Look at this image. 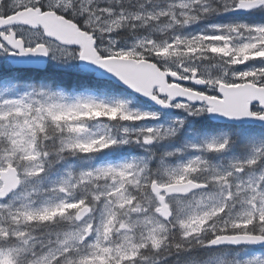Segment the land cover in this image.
<instances>
[{
	"label": "snow or ice",
	"instance_id": "snow-or-ice-1",
	"mask_svg": "<svg viewBox=\"0 0 264 264\" xmlns=\"http://www.w3.org/2000/svg\"><path fill=\"white\" fill-rule=\"evenodd\" d=\"M0 264H264V0H0Z\"/></svg>",
	"mask_w": 264,
	"mask_h": 264
}]
</instances>
